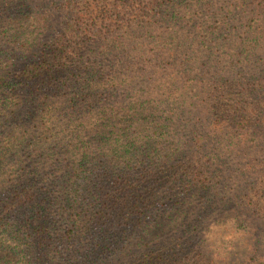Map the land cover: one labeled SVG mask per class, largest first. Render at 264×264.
Listing matches in <instances>:
<instances>
[{
    "label": "trees",
    "instance_id": "16d2710c",
    "mask_svg": "<svg viewBox=\"0 0 264 264\" xmlns=\"http://www.w3.org/2000/svg\"><path fill=\"white\" fill-rule=\"evenodd\" d=\"M0 18L32 24L0 66V264H264V0H0ZM229 213L232 259L200 231Z\"/></svg>",
    "mask_w": 264,
    "mask_h": 264
},
{
    "label": "rangeland",
    "instance_id": "374dc122",
    "mask_svg": "<svg viewBox=\"0 0 264 264\" xmlns=\"http://www.w3.org/2000/svg\"><path fill=\"white\" fill-rule=\"evenodd\" d=\"M18 24H20L22 26L21 28L25 30V35H28V31H31L32 26V24H30L29 22L20 20L18 23H16L10 22L5 18H0V48L7 49L11 47L14 50L10 54L11 59L8 58V60L6 59L0 62L1 67L12 62L17 64L23 61L25 58V51L23 49H20L17 43H10L11 34H17V31H15V29ZM227 53L233 54L234 51L231 48H228ZM3 55L5 56L6 54ZM216 55L217 54L215 52L211 51L208 55H206V57L212 61H215ZM22 56H24L23 60L16 62L17 60L21 59L20 57ZM214 66L215 65H213L212 69H214ZM189 74L193 77L198 78L197 76L192 75L190 71ZM235 218L236 217L231 213L223 216L219 215L211 220L208 225L202 227V229L200 230L202 231L203 237L205 239H208L207 243H209L210 249H212L220 257L229 255V259H232L234 256L243 253L244 249L242 242L244 241L246 234L244 233V228L236 226V222H234ZM237 219L239 218L237 217Z\"/></svg>",
    "mask_w": 264,
    "mask_h": 264
},
{
    "label": "water",
    "instance_id": "95a60500",
    "mask_svg": "<svg viewBox=\"0 0 264 264\" xmlns=\"http://www.w3.org/2000/svg\"><path fill=\"white\" fill-rule=\"evenodd\" d=\"M230 48H231V49H232V48H234V45H231V47H230Z\"/></svg>",
    "mask_w": 264,
    "mask_h": 264
}]
</instances>
